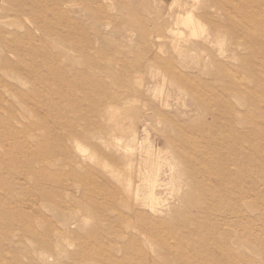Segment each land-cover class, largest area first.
<instances>
[{"label":"rangeland","instance_id":"obj_1","mask_svg":"<svg viewBox=\"0 0 264 264\" xmlns=\"http://www.w3.org/2000/svg\"><path fill=\"white\" fill-rule=\"evenodd\" d=\"M0 264H264V0H0Z\"/></svg>","mask_w":264,"mask_h":264}]
</instances>
